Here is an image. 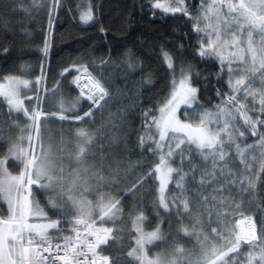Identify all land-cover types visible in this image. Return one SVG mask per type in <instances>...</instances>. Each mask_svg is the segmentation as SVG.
Listing matches in <instances>:
<instances>
[{
  "label": "trees",
  "instance_id": "trees-1",
  "mask_svg": "<svg viewBox=\"0 0 264 264\" xmlns=\"http://www.w3.org/2000/svg\"><path fill=\"white\" fill-rule=\"evenodd\" d=\"M166 1L0 0V80L7 75L32 79L38 94L37 101L35 97L26 100L27 115L10 111L0 95V158L7 157L20 133L36 123L31 116L39 109L43 154L48 152L49 160L62 163L69 173L72 168L87 167L97 183L96 195L101 192L120 201L116 227L102 251L110 254L111 264H140L128 253L136 246L140 233L133 226L141 214V229L158 228L162 236L147 244V253L165 261L175 259L176 264L193 263L180 258L186 252L202 258L206 248L223 245L226 249L225 238L241 217L254 218L258 235L264 227V111L255 97L244 99L233 89L224 62L204 47L198 13L209 0H183L185 11L154 7L162 2L171 9L177 7L173 0ZM89 10L92 19L84 22L81 16ZM202 49L208 54L202 56ZM165 54L171 57L173 67L168 66ZM80 74L94 77L107 93L99 107L94 103L99 97L89 89L84 88L87 95L79 92L75 79ZM185 77L197 90L196 107L219 110L239 94L245 107L235 110L229 124L224 161L217 158L214 163L210 156L205 159L187 143L176 149L177 139L165 141V158L180 170L172 174L166 211L159 203L155 167L161 152L153 121ZM249 82L246 85L253 89L255 84ZM89 112L92 114L85 116ZM62 114L69 118L59 119ZM249 117L253 124L246 123ZM78 129L93 137L82 163L75 159L80 144ZM49 144L57 146L52 150ZM169 145L171 157L167 155ZM237 146L245 153V163ZM54 149L59 154H52ZM8 164L14 174L23 166L16 157L9 158ZM246 164L250 165L247 170ZM185 173L184 186L178 187V176ZM249 179L253 187H249ZM33 194L39 206L50 212V219H59L51 238L70 236L75 222L69 218L77 213L70 208L53 209L48 202L54 196L43 187L35 188ZM184 200L189 203L187 211ZM0 217L8 218L3 200ZM178 248L183 251L177 253ZM251 250L242 242L239 252L230 256H235L238 264H247Z\"/></svg>",
  "mask_w": 264,
  "mask_h": 264
},
{
  "label": "snow or ice",
  "instance_id": "snow-or-ice-1",
  "mask_svg": "<svg viewBox=\"0 0 264 264\" xmlns=\"http://www.w3.org/2000/svg\"><path fill=\"white\" fill-rule=\"evenodd\" d=\"M177 5L175 9H171L169 6L161 5L156 3L154 7L164 8L165 11L174 10V11H185L182 8L183 0H173ZM220 7H226L227 13H223L217 8L216 0H214L213 5L205 11V18H209L211 15L212 18L217 20L221 16L230 17L232 21L235 22L237 29L244 33H247V48L244 49L240 47L243 43L238 39L235 33L232 34V46L239 49L240 52L247 51L251 54V67L247 70L246 75H250L257 71L262 72V79H264V0H259L257 3L256 0H239L238 4H234L231 0H219ZM81 19L84 22H88L92 19L91 11L82 14ZM253 33H258L261 37L260 47H255V41L253 39ZM213 34L217 37V42L213 44L209 41V47L220 48L225 41L221 40L222 35H227L225 33L213 30ZM259 53V56H257ZM202 56L207 55L208 53L202 49ZM233 57H236V53L232 54ZM165 60L168 63V66L173 67L172 59L170 56L165 54ZM239 60L241 63H245L244 57L240 56ZM258 61V65H257ZM231 70V69H230ZM188 77H185L180 81V89L174 91L172 98L168 101L164 108L161 111L160 120H154L158 133L159 140L164 142L170 139H177L178 142L175 145L176 149H180L182 144H189L194 146V150L198 151L205 159L209 156L213 158L214 163L217 161L225 160L224 153V137L228 135L229 124L231 123V118L233 112L231 108H235L236 112H240L245 105L238 104V98L236 96L230 97L226 102L228 107L221 108L217 113L212 114L209 112H204L200 116V123L198 126H193L191 124H182L175 116V108L178 103H185L191 107V101L195 99L196 89L191 87L187 83ZM244 78L242 77L236 83L237 85L244 84ZM17 84L26 85L25 81H17ZM2 87V86H0ZM94 87L99 91V99L94 100V103L99 107V101L104 99V96L107 94L104 88L95 84ZM246 92L250 93V89H246ZM7 98L8 104L14 108L16 111H20L22 108L21 101H19L18 91L15 88L9 87L7 91L0 93ZM90 99L92 97H89ZM261 110L264 111V92L261 93L260 98ZM62 104V111H63ZM25 114L27 115V110L24 109ZM92 113H86L85 116H90ZM224 117V122L222 125L219 124L221 117ZM66 115H60L59 119L65 120L68 119ZM31 119L35 122L40 119V114L36 113L31 116ZM78 120H83L84 117H76ZM212 123H217L218 127L216 130H212L209 125ZM246 123L253 124L254 122L249 117L246 120ZM36 138L39 141L40 130L39 125L35 124ZM169 133L172 136H169ZM180 133L182 135L177 136L176 134ZM255 134V133H253ZM77 138L80 140L78 144V151L76 153L75 159L78 162H83L87 147L92 143L93 137L91 134L86 132L83 129L77 130ZM241 136L244 135L243 132L240 133ZM31 140V137H29ZM230 139V136H229ZM262 146H264V137L261 138ZM165 145L157 143V148L162 149ZM254 147V146H249ZM237 151L240 152L241 162L245 163V153L239 149L237 146ZM168 157L173 156V151L171 146H168ZM181 157L183 158V151L181 150ZM17 159H21L23 163V171L18 176H11L8 174L7 169L4 167L5 161L0 160V200H3L7 203V213L8 218L5 220L0 217V264H42V261L48 259L42 254L38 253L36 249L31 247L32 240L31 236L33 234H47L48 229H55L59 225V221H53L47 224H35L29 223V217L34 214H39L40 209L38 205H34L32 200L29 198L32 191V186L37 185L38 187L48 188L56 181V177L52 174L51 169L54 167L49 160V158L43 154V149H41V155H28L24 153L23 150H20V155L17 156ZM170 161L165 158V156H160V162L155 167V173H158V178L160 179V197L159 203L166 211L169 210V204L166 202L163 195L165 185L168 182L169 177L173 172L179 173V169H174L169 166ZM250 167L249 164H246V170ZM264 171V166L261 168ZM87 172V169L84 170ZM220 171L223 172V168H220ZM212 175L215 174V169L213 170ZM185 174H180L177 179V186L183 188L184 181L186 178ZM47 183H43V181ZM80 177L77 175L76 181H79ZM203 178L201 183H203ZM249 187H253V182L251 179L247 180ZM27 192V195H24V192ZM216 191H219L218 189ZM69 199L73 201V204H77V201L73 199L72 196H69ZM119 205L120 201L114 198H108L105 202V199L102 197L99 204L100 219L103 220L105 217L109 219L119 214ZM183 209L187 211L189 209L188 201H182ZM55 207V205H53ZM240 210V206H237V211ZM91 209L87 206L86 201L79 202V218L75 220V223L78 225H84L85 228H92L94 221L89 223L84 217H90ZM144 220L143 214L137 217L134 222L137 226V231L140 233L138 239L136 240L137 247L128 253L129 256L135 257L140 264H176V260H162L157 257L155 259H149L147 253L144 251L146 244H151L155 240L162 239L160 230L157 228L155 231L150 233H145L139 227L140 223ZM241 225L245 227L241 228ZM236 228L240 230L237 232L236 229H232L228 236L225 238V244L228 245L225 249L224 247L212 246L211 248H206L202 256V264H238V261L235 256H230V253H238L240 250L241 243H245L251 246V251L247 256V264H264V227L260 229V234L257 235L255 221L249 217L236 222ZM111 229H96L95 232H90L89 235L95 237V242L89 241L87 248L88 252L80 251L76 255L83 256L85 259H88V254L91 253L93 257L97 255L95 249L99 248L102 244L107 243L106 234L111 233ZM185 233L188 234V230L184 229ZM214 233H217V230L212 229ZM25 234L28 235L29 239L27 241L28 247L23 243ZM217 235H220L217 233ZM234 237V238H233ZM67 247V246H66ZM55 249L59 251L60 245H55ZM259 251H256V250ZM49 247H44L43 252H49ZM182 249H177V253H181ZM139 253V254H138ZM39 257V258H38ZM56 260L63 261V264H75V257L72 261L67 258V253L63 256L57 255L52 258L51 264H56ZM102 264H109L108 257H101ZM90 264H95V260H91ZM197 264H201L200 261Z\"/></svg>",
  "mask_w": 264,
  "mask_h": 264
},
{
  "label": "rangeland",
  "instance_id": "rangeland-1",
  "mask_svg": "<svg viewBox=\"0 0 264 264\" xmlns=\"http://www.w3.org/2000/svg\"><path fill=\"white\" fill-rule=\"evenodd\" d=\"M166 2L170 3L169 0ZM225 2H227V0H225ZM231 2L234 4H238L239 0H231ZM256 2L258 3L259 0H256ZM163 3L164 2H162V5H166V3H164V4ZM213 3H214V0H209L203 6L201 12L198 13V17H199L198 23H199V26L201 27V29L204 33V42H205L204 47H205V49L209 50L210 53H212L213 55H216L221 61L224 62L225 66L228 70L230 84L232 85L233 89H235L237 92H241L242 93L241 95L244 97V99H246V97H251V98L255 97L254 100L258 101L260 103L261 93L264 92V79H262V72L257 71L255 73L250 74V75H246L247 70L251 67V54L248 53L247 51L240 52L238 48L232 46V34L235 33L236 37L238 39H240L241 41H243V43L240 45V47L246 49L247 48V43H246L247 42V33H246V31L244 33H241L237 29L235 22L232 21L230 17L221 16L220 19L217 20L215 18H212L210 15L209 18H205V11L207 9H209L213 5ZM216 6H217V8H219V10L221 12H223L225 14L227 13L226 7H222V8L220 7L219 0H216ZM169 11H171V10H169ZM214 29L216 31L227 34V35H222L220 38L221 40L225 41V43L220 48H216L215 50L208 46L209 41H211L213 44H215L217 42V37L213 34ZM253 39L255 41V47L259 48L261 46L260 45V41H261L260 35L258 33H253ZM233 53H236L235 58L232 55ZM240 56L244 57L245 63L240 62V60H239ZM257 56H259V53H257ZM257 65H258V61H257ZM80 75H78L75 79V84L78 86L79 92L81 94L87 95V93L84 90V88H87V89H89L91 94H94L95 96L99 97L100 96L99 91L96 90L95 87H93V84L95 85L98 83L97 80L94 77L92 78V76H89L86 74H80ZM242 77L244 78L245 82L243 85L238 86L236 82L238 80H240ZM91 80H93V81H91ZM249 80H251V82H249V83L255 84L254 85L255 87L253 89L250 87V85L249 86L246 85L247 81H249ZM17 81H25V82H27V84L26 85L17 84L16 83ZM35 83L37 85L36 80H34V84ZM187 83L190 84L189 82H187ZM99 85H100V83H99ZM0 86H2V87H0V93L7 91L9 89V87L17 89V91H18V97L17 98L19 99V101H21L22 108L20 111H16L14 108H12L8 104V108L10 109V111H12L14 113H21V112L25 113L24 109H26L27 114H28V108H27L26 100L28 98H31V97H35L36 101L38 99V94L34 93L33 80L32 79L24 78L21 76H15V75H7L3 79L0 80ZM190 86L195 88L191 84H190ZM244 87H247L250 89V94H249V92H246V88H244ZM179 89H180V85H179ZM1 96H3V95H1ZM3 97L6 99V102L8 103L7 98L5 96H3ZM239 97H241L240 94H239ZM239 97H238V105H240V104L244 105L245 101L240 100ZM196 103H197V90H196V94H195V99L191 101V105H192L191 107H189L188 104H185L182 102L178 103L176 105L175 116L182 124H191L193 126H198L200 123V116L204 112H209V113L215 114L218 111V109L196 107ZM230 110L233 112V116H235V108H231ZM36 113H39L41 115V113L39 112V109L35 108V114ZM233 116H232V118H233ZM160 118H161V115L159 116V118L157 120H160ZM37 122H39V120L36 121V123H31L30 128L28 127V129L23 130L20 133V135L18 136L17 142L15 141L13 144H11L12 146L10 147V153L8 154L7 157L0 158V160L5 161L4 167L7 169L8 174H10L11 176H18L23 171V166H22L20 173L14 174L9 170V164H8L9 158H14V157L17 158V156L20 155V150H23V152L27 153L28 155H32V154L41 155L40 141L42 142L43 139H41V140L39 139V141H38L36 138L35 124H37ZM223 122H224V117L222 116L220 121H219V124L222 125ZM209 127L212 130H216L218 125H217V123H212L209 125ZM155 131H158L157 128H154V133H155ZM176 135L180 136L182 134L177 133ZM169 136H172V134L169 133ZM29 137H31V140L29 139ZM164 143H165V141L164 142L160 141V144L164 145ZM55 146H57V145L54 144V146H51L49 144V147H51L52 150ZM164 151H165L164 147L162 149H160L161 155H163V156H165ZM47 154H48V152H46V154H44V155L47 156ZM52 154H56V155L59 154L58 150L52 151ZM61 154H63V156L65 157V153H61ZM51 163L54 166L51 169V171H52V174L56 177V181L52 184L51 187H48V188L43 187L45 191H49V193L54 196V198H52L48 202L49 205L50 206L55 205V207L53 208L55 210L56 209H62L63 210V209H69L70 208V209H73L77 213V215H79V202L86 201L87 206L91 209L90 217H86V218H88L91 222L94 221L93 225L97 229H102V230L103 229H111L112 230L111 233L106 234V235L109 236V238L112 237L113 230L116 227L115 226L116 225V221H115L116 216H114L111 219H109L108 217H105L103 220H101L99 218L100 212H99V208H98V204H99L102 197L105 199V202L110 197H108L107 195H103L101 192L99 193V195L98 194L96 195V192L98 191L97 183L93 182L94 179L91 178L90 170L87 167H77V168H72V171L69 173V171L63 169L62 163H58L56 161H51ZM169 166H170V164H169ZM170 167L173 168L172 166H170ZM85 169H87V172L84 171ZM72 174H73V178L71 177ZM172 174L169 177L168 182L165 185V189H164V193H163L165 199H166L168 187H169V184H170V181L172 178ZM77 175H79V177H80L79 181H76ZM85 176H88L89 178L87 180H85L84 179ZM157 176H159L158 173H157ZM43 183H47V181L45 180V181H43ZM159 183H160V179H159ZM35 188H39V187L37 185L32 186V191H31V195L29 198L32 200L34 205H38V207L41 211L39 214H34L33 216L29 217V221H32L30 223H35L33 221L34 218L47 219V218H49V213H50L49 211L44 210L43 208H41L39 206V203L33 194V190ZM23 194L27 195V192L25 191ZM159 194L161 195L160 184H159ZM69 196H72L73 199L75 201H77V204H73V201L69 199ZM42 224H46V223H42ZM255 225H256V223H255ZM243 226L244 225H241L240 227L243 228ZM139 227L142 228L141 226H139ZM121 228H122L121 226L118 227L119 230ZM136 229H137V226L134 225L133 230L138 232ZM235 229L237 232L240 230L239 228H236V223H235ZM49 230L50 229L47 230L46 235L45 234H33L30 238L33 242L51 241L53 239L50 236L51 231L49 232ZM142 231L145 233H150V232H153L155 230L142 229ZM257 234H258V231H257ZM139 235H138V237H139ZM138 237H137V239H138ZM220 246L223 247V245H220ZM136 247H137V245L135 246V248ZM146 247H147V244L145 245V249H144V251L147 253ZM218 248H220V247H218ZM147 255H148L149 259L157 258V257L150 256L148 253H147ZM180 258L185 259L188 262H193L191 264H197L198 261H200L202 264V258H199V257L196 258L195 255H192V252L183 253V254H181Z\"/></svg>",
  "mask_w": 264,
  "mask_h": 264
},
{
  "label": "built area",
  "instance_id": "built-area-1",
  "mask_svg": "<svg viewBox=\"0 0 264 264\" xmlns=\"http://www.w3.org/2000/svg\"><path fill=\"white\" fill-rule=\"evenodd\" d=\"M90 232H95V229L93 227L88 229L85 228L84 225L77 224L74 230V234L71 238L56 242H42V243L32 244L31 247L36 249L37 252L42 254L44 257H48V259L43 261L45 264H51L52 258L56 257L57 255L63 256L65 255V253H67V258L70 261H72L73 258L75 257V264H90V261L93 259L95 260V264H99L98 251L100 247L95 249L97 253L95 257H93L91 253L88 254V259H85L83 256L76 255L80 251H84L87 253L88 252L87 245L89 241H92L93 243L95 242V237L89 235ZM27 241L28 239L25 236L23 243L26 247H28ZM55 245H60L59 251L55 249ZM44 247H49L50 251L43 252ZM56 264H63V261L56 260Z\"/></svg>",
  "mask_w": 264,
  "mask_h": 264
},
{
  "label": "crops",
  "instance_id": "crops-1",
  "mask_svg": "<svg viewBox=\"0 0 264 264\" xmlns=\"http://www.w3.org/2000/svg\"><path fill=\"white\" fill-rule=\"evenodd\" d=\"M4 202H5V201H4ZM5 203H6V202H5ZM6 205H7V204H6ZM42 223H46V222H43L42 220H41V221H38V222H35V224H42ZM46 224H47V223H46ZM57 228H58V227H57ZM57 228H55V229H50L49 232L51 231L50 233H52V232H53L54 230H56ZM50 235H52V234H50Z\"/></svg>",
  "mask_w": 264,
  "mask_h": 264
},
{
  "label": "bare ground",
  "instance_id": "bare-ground-1",
  "mask_svg": "<svg viewBox=\"0 0 264 264\" xmlns=\"http://www.w3.org/2000/svg\"><path fill=\"white\" fill-rule=\"evenodd\" d=\"M81 76V75H80ZM85 78V77H84ZM88 80V79H87ZM91 81H93V80H91ZM82 83V82H81ZM93 87H94V84H93ZM243 227H245V225L243 226Z\"/></svg>",
  "mask_w": 264,
  "mask_h": 264
}]
</instances>
